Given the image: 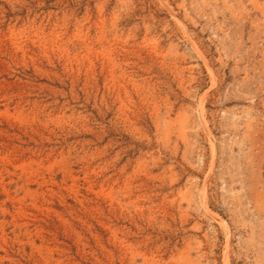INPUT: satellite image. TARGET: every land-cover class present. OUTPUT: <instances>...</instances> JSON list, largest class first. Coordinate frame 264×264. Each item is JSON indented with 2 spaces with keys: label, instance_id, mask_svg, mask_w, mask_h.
I'll use <instances>...</instances> for the list:
<instances>
[{
  "label": "rangeland",
  "instance_id": "rangeland-1",
  "mask_svg": "<svg viewBox=\"0 0 264 264\" xmlns=\"http://www.w3.org/2000/svg\"><path fill=\"white\" fill-rule=\"evenodd\" d=\"M0 264H264V0H0Z\"/></svg>",
  "mask_w": 264,
  "mask_h": 264
}]
</instances>
